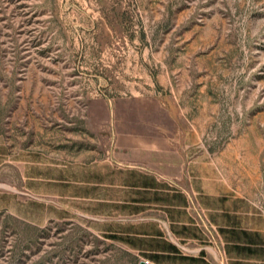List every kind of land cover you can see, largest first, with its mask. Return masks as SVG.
Returning a JSON list of instances; mask_svg holds the SVG:
<instances>
[{"label": "rangeland", "instance_id": "1", "mask_svg": "<svg viewBox=\"0 0 264 264\" xmlns=\"http://www.w3.org/2000/svg\"><path fill=\"white\" fill-rule=\"evenodd\" d=\"M160 135L184 157L161 173L146 166ZM188 162L264 219V0H0V264H174L156 252L175 243L156 193L121 213L128 170L181 191L206 257L227 264ZM28 166L64 197L29 192L47 183H26Z\"/></svg>", "mask_w": 264, "mask_h": 264}, {"label": "crops", "instance_id": "2", "mask_svg": "<svg viewBox=\"0 0 264 264\" xmlns=\"http://www.w3.org/2000/svg\"><path fill=\"white\" fill-rule=\"evenodd\" d=\"M171 139L173 138L170 136L164 137L160 135L157 141L154 142L158 151V156L154 158L156 163L153 165L149 163L146 166L155 167V170L160 173L166 169L170 170L180 167L184 161L183 155L172 153L171 150L164 147L166 143H170ZM119 159L121 161L134 162L139 160L129 155L127 157L122 156ZM103 167L105 169L104 173L113 174V169L107 166V164ZM187 168L190 178L189 192L193 194L194 201L203 210L209 222L215 227L216 234L224 247L227 264H264V219L241 196L233 194L230 188L220 184L216 186L208 185L206 178H204L203 174L199 173V168V174L193 175L192 162H188ZM90 169L89 176L93 177L92 181L94 182L90 184V192L97 197V188L100 190L103 187V191L105 192V185L97 186L98 184L95 182L97 167L94 165ZM128 171L126 174H133V177H137L138 180L136 182L134 180V182L126 180L127 182L121 185H118L117 181L114 182V185L122 187V191L129 194L119 205L123 210L121 213H127V207L133 208V205L126 206L124 204L128 202L125 201L127 198L132 199L130 204L139 205L148 203L145 201V198H137L134 195L135 192L156 193L155 200L157 199L156 201L160 203L159 205L165 208L162 212L168 220V229L175 237V243H169L167 247H161L162 249L160 248L156 252L168 253L170 258L174 260V264H212L204 253V250L209 249V246L203 244L206 240L200 234L195 223L192 222V217L186 208L187 197L181 191L165 190L163 185L158 184L156 179L151 175L148 176L146 173L135 172L134 170ZM36 172L39 171H34V168L31 166L26 168V183H32V179L36 177L37 180L35 181H40L42 185L47 183L48 187H42L41 189L38 187H28L29 192L64 197L63 188L50 187L52 185L50 182H53L55 178L49 172L45 173L44 169H41L40 174H36ZM61 177H64V173L60 170L56 174V181H63L64 179H59ZM89 205L90 208H93L91 202ZM112 207V210L116 208L115 206ZM135 207V211H138L140 208V206ZM92 212L93 214H100L93 210ZM142 234L147 235L145 232ZM157 237L163 239L160 235H157ZM180 243L187 244L191 254L183 255V253L179 252L178 244Z\"/></svg>", "mask_w": 264, "mask_h": 264}, {"label": "water", "instance_id": "3", "mask_svg": "<svg viewBox=\"0 0 264 264\" xmlns=\"http://www.w3.org/2000/svg\"><path fill=\"white\" fill-rule=\"evenodd\" d=\"M137 264H150L147 260H139Z\"/></svg>", "mask_w": 264, "mask_h": 264}]
</instances>
